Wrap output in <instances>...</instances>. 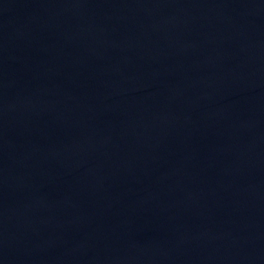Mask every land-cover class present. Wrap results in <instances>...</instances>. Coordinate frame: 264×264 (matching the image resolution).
I'll return each instance as SVG.
<instances>
[{
  "label": "water",
  "instance_id": "95a60500",
  "mask_svg": "<svg viewBox=\"0 0 264 264\" xmlns=\"http://www.w3.org/2000/svg\"><path fill=\"white\" fill-rule=\"evenodd\" d=\"M0 264H264V0H0Z\"/></svg>",
  "mask_w": 264,
  "mask_h": 264
}]
</instances>
